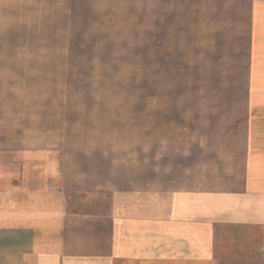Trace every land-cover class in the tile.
<instances>
[{
	"label": "rangeland",
	"instance_id": "rangeland-1",
	"mask_svg": "<svg viewBox=\"0 0 264 264\" xmlns=\"http://www.w3.org/2000/svg\"><path fill=\"white\" fill-rule=\"evenodd\" d=\"M58 4L0 0V205L46 190L63 192L71 213L112 214L111 190L61 188L77 166L99 182L115 172L122 200L159 197L193 171L202 194L235 189L264 145V89L240 87L239 58L194 64L189 49L187 63L145 65L123 54L126 26L73 25L79 13Z\"/></svg>",
	"mask_w": 264,
	"mask_h": 264
},
{
	"label": "crops",
	"instance_id": "crops-1",
	"mask_svg": "<svg viewBox=\"0 0 264 264\" xmlns=\"http://www.w3.org/2000/svg\"><path fill=\"white\" fill-rule=\"evenodd\" d=\"M57 2L79 13L71 16L73 25L96 18L126 26L119 30L131 36L121 37L120 47L130 53L123 54L143 57L145 65L187 63L181 58L189 49L194 64L211 58L227 67L235 57L240 87L264 89V0ZM254 150L253 159L233 174L235 189L223 193L202 194L200 172L193 171L186 186L170 194L145 192L139 199L131 192L122 200L128 187L115 172L112 183L99 182L93 166H77L73 183L66 178L61 188L111 190L112 214L71 213L63 192L36 190L5 199L0 264H264V145Z\"/></svg>",
	"mask_w": 264,
	"mask_h": 264
}]
</instances>
